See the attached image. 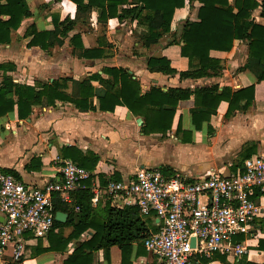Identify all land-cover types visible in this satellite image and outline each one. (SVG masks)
Wrapping results in <instances>:
<instances>
[{
    "label": "crops",
    "instance_id": "0c3cea01",
    "mask_svg": "<svg viewBox=\"0 0 264 264\" xmlns=\"http://www.w3.org/2000/svg\"><path fill=\"white\" fill-rule=\"evenodd\" d=\"M234 1L230 0V3L234 5ZM27 3L31 17L25 19L20 28L12 33L10 44H0V64L10 63L13 67L9 71H0V83L5 75L12 77L15 83L30 86L64 77L78 81L96 73L107 78L102 74L104 67H122L130 71L139 81L142 93L153 87L163 91L178 87L194 91L213 85L237 91L256 81L253 74L242 67L248 57V42L244 40H235L228 52H210L211 57L222 61L223 69L219 76L180 78L179 73L189 70V61L185 57L172 62L176 74L151 72L147 60L161 56V45L144 48L137 38L143 28L136 23H120L116 18L106 23L97 22L100 13L97 9L91 11V24L78 25L68 37L63 38L62 45L49 50L39 46L29 47L32 37H25V34L31 26L38 31L52 30V16L58 15L61 20L67 16L74 18L76 5L70 1L63 4L61 0H27ZM199 7L200 4L194 2L191 9L189 5L176 9L171 31L179 33L187 16L193 21L197 20ZM252 19L264 26L260 9L253 12ZM77 33L81 35L86 49L96 48L98 38L104 37L110 45L106 50L107 56L86 59L74 54L70 37ZM92 84L99 86L98 81ZM93 105L96 106L95 110L80 111L72 103L57 100L54 106L34 105L26 119H19L17 109L0 117V170H11L25 184L42 187L60 179V165L64 159H69L60 155L63 147H75L86 156L98 157L99 164L94 170L97 178L100 173L107 171V177L116 172L121 180L133 176L144 166L162 168L167 173L180 172L190 177H199L211 170L229 173L236 171L250 156L264 157V101H257L246 111L237 110L230 117H226L228 103L221 102L211 121L204 122L201 130H196L191 117L194 110L192 96L190 100L179 102L170 131L150 135L142 133L143 119L134 116L125 106L118 105L113 112H106L98 109L96 99ZM180 118L181 130L177 131ZM96 205L93 204L95 211L105 215L106 199H101ZM58 212L67 215L62 222L65 223L69 213L62 210ZM0 218V222H4L2 215ZM263 224L264 216L257 221L252 233L244 237L247 253L240 259L226 257L227 263L234 264L246 259L264 264ZM72 232L71 226L55 230V233L65 238ZM93 234L94 231L88 229L79 240L72 241L61 252L45 250L49 247L48 237L36 239L28 234L24 255L17 264H64L76 245ZM260 241L263 242L261 248ZM11 256L12 248L9 247L5 260L9 261ZM143 256L133 257L132 264H139ZM96 257L94 264H122V252L118 246L110 249L109 261L102 250ZM207 264L223 263L216 258Z\"/></svg>",
    "mask_w": 264,
    "mask_h": 264
},
{
    "label": "trees",
    "instance_id": "16d2710c",
    "mask_svg": "<svg viewBox=\"0 0 264 264\" xmlns=\"http://www.w3.org/2000/svg\"><path fill=\"white\" fill-rule=\"evenodd\" d=\"M61 1L63 4L70 1L76 5L75 17L67 16L61 20L58 15H53L52 30L38 31L31 26L25 34V37H32L29 47L39 46L43 50H49L62 45L63 38L68 37L78 25L91 24V11L97 9L100 11L97 22L106 23L109 19L116 18L120 23H136L143 28L137 38L144 48L161 45V56L147 60L151 72L176 74L177 70L172 67V62L185 57L189 61V70L179 73L180 78L219 76L223 69L222 61L211 57L210 52H228L233 48L235 40H244L248 42V57L242 67L249 70L256 81L237 91L213 85L194 91L179 87L163 91L159 87H153L142 93L139 81L122 67H104L102 74L107 78L96 73L78 81L64 77L52 82H37L34 86L15 83L12 77L5 75L0 83V117L17 109L19 119H26L32 113L34 105L54 106L57 100L72 103L80 111L95 110L93 100L96 99L101 111L113 112L116 106H125L134 116L143 119L142 133L150 135L170 131L179 102L190 100L192 96L194 110L191 117L196 130H201L204 122L211 121L221 102L228 103L226 117H230L237 110L246 111L257 101H264V26L252 19L256 9H260L264 18V0H235L234 5L230 0ZM194 2L200 4L197 20L193 21L187 16L179 33L172 32L176 9L186 5L191 9ZM31 15L27 0H0V44H10L12 33ZM103 38H98L96 48L86 49L81 35L77 33L70 37V44L73 53L80 58H103L107 56V48H110ZM12 68L10 63L0 64V71ZM93 81H98L99 86H94ZM180 130L181 118L177 131ZM60 155L75 161L93 175L86 181L85 188L71 193L70 203L59 196L55 197V214L59 210L66 211L69 218L65 223L55 219L48 235L49 247L45 250L65 251L72 241L79 240L84 232L92 229L94 234L76 245L64 264H94L97 253L101 250L109 261L110 249L114 246H118L122 252V264H132L133 257L146 255L144 240L150 232L157 230L153 217L143 216L136 206H113L110 199H106L105 215H100L93 207V193L90 189L96 177L94 170L99 164V158L86 156L75 147H63ZM4 172L17 177L11 170ZM106 172L98 175L101 185H106L110 180H121L116 172L109 177L105 175ZM64 226L73 227V232L66 238L55 233L56 229ZM261 243L263 242L260 241V248ZM216 258L223 264H229L227 258L220 254H215L210 260L203 258L202 263L207 264ZM234 264L256 263L242 259Z\"/></svg>",
    "mask_w": 264,
    "mask_h": 264
},
{
    "label": "built area",
    "instance_id": "2783aa9c",
    "mask_svg": "<svg viewBox=\"0 0 264 264\" xmlns=\"http://www.w3.org/2000/svg\"><path fill=\"white\" fill-rule=\"evenodd\" d=\"M59 172V180L37 187L0 170V263L21 262L28 234L47 238L55 197L71 201V193L93 175L71 159L63 160ZM90 189L93 204L110 199L113 206H136L153 217L157 230L145 238L139 264H203L215 254L240 259L248 251L244 237L264 216V157L250 156L234 172L211 170L199 177L144 166L106 185L95 177Z\"/></svg>",
    "mask_w": 264,
    "mask_h": 264
},
{
    "label": "water",
    "instance_id": "95a60500",
    "mask_svg": "<svg viewBox=\"0 0 264 264\" xmlns=\"http://www.w3.org/2000/svg\"><path fill=\"white\" fill-rule=\"evenodd\" d=\"M139 122H140V119H139ZM66 218H67V215L65 213H63V212H58L55 215V219L57 221L64 222L66 220ZM0 220H1V218H0Z\"/></svg>",
    "mask_w": 264,
    "mask_h": 264
}]
</instances>
